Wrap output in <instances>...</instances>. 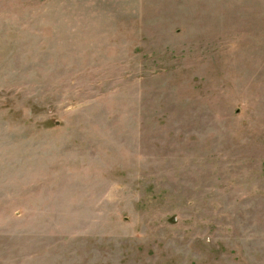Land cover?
I'll return each instance as SVG.
<instances>
[{"label":"rangeland","instance_id":"rangeland-1","mask_svg":"<svg viewBox=\"0 0 264 264\" xmlns=\"http://www.w3.org/2000/svg\"><path fill=\"white\" fill-rule=\"evenodd\" d=\"M0 264H264V0H0Z\"/></svg>","mask_w":264,"mask_h":264}]
</instances>
